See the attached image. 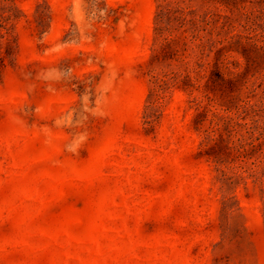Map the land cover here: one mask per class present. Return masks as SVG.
Masks as SVG:
<instances>
[{"label": "rangeland", "instance_id": "1", "mask_svg": "<svg viewBox=\"0 0 264 264\" xmlns=\"http://www.w3.org/2000/svg\"><path fill=\"white\" fill-rule=\"evenodd\" d=\"M0 24V264H264V0Z\"/></svg>", "mask_w": 264, "mask_h": 264}, {"label": "trees", "instance_id": "2", "mask_svg": "<svg viewBox=\"0 0 264 264\" xmlns=\"http://www.w3.org/2000/svg\"><path fill=\"white\" fill-rule=\"evenodd\" d=\"M8 34V28L0 24V47L2 45V40L5 39V36Z\"/></svg>", "mask_w": 264, "mask_h": 264}]
</instances>
